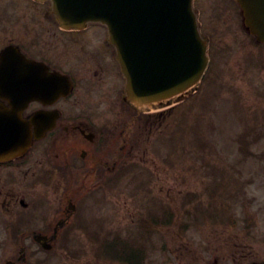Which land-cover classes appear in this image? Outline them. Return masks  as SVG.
Returning a JSON list of instances; mask_svg holds the SVG:
<instances>
[{
  "label": "flooded vegetation",
  "instance_id": "obj_1",
  "mask_svg": "<svg viewBox=\"0 0 264 264\" xmlns=\"http://www.w3.org/2000/svg\"><path fill=\"white\" fill-rule=\"evenodd\" d=\"M29 1L33 7H28ZM207 1L199 0V7H212L214 0L209 6ZM225 1L228 7H239L236 0ZM44 6L33 0H0V157L6 153L5 147L9 148L8 126L31 138V146L22 156L0 158V240L6 237L15 245L11 250L0 243V264L13 257L14 250L19 254L7 264H26L28 253L38 251L35 239L53 246L68 226L71 230L77 221H86V216L79 215L87 194L80 191L75 203L72 191L64 188L132 184L138 188V179H108V174L133 172L138 167L135 162L151 167L149 148L174 108L168 101L142 112L126 103L124 81L107 30L99 25L82 30L62 28L52 8ZM6 119L11 122L8 126ZM140 153L147 158L140 159ZM144 181L183 185L168 176ZM229 185L240 187L233 180ZM38 187L52 188V193L61 189L65 192L62 202L52 201ZM137 208L124 213L134 218ZM243 214L241 219L231 213L198 217L199 227L207 220L213 222L211 230L199 228L204 249H212L206 241L215 239L217 249L213 252L218 253L211 259L202 255L199 260L190 259L188 254L195 249L182 243L180 228L169 226L165 231L172 237L168 248L176 243L180 253L170 254V264L177 260L222 264L225 257L231 264H264L260 248L264 236L250 233L245 225L247 212ZM168 216L170 225L171 214Z\"/></svg>",
  "mask_w": 264,
  "mask_h": 264
},
{
  "label": "rangeland",
  "instance_id": "obj_2",
  "mask_svg": "<svg viewBox=\"0 0 264 264\" xmlns=\"http://www.w3.org/2000/svg\"><path fill=\"white\" fill-rule=\"evenodd\" d=\"M26 3L28 7H33L31 1ZM227 3L225 0H221V2L214 0L212 7H200L201 13L198 14L203 33H210L213 43L216 41L215 38L223 36L230 38L229 41H240L239 38H243L244 45L242 47L240 44L236 45L231 59L214 54L213 51L210 71L202 84L200 94H192L187 99L188 102L176 105L171 110V116L166 115L167 120L161 128L163 132L157 134L153 146L149 148V155L153 159L150 166H156L151 170L152 179H165L167 176L171 180L184 178L187 187L164 184L163 182L153 184V182L147 183L144 180L135 183L142 185L144 192L154 193L150 199L149 194L144 195L143 191L135 193V187L131 186L100 188L87 185L82 188L83 193L88 195L86 198H89L90 202L95 198L94 206L90 210V202H86L87 205L85 202H81L82 208H80L79 216H88L87 222L85 220L77 221L78 223L71 230L68 226V229L60 235L56 248L48 253L42 252L36 247L38 251L32 250L28 253V264H125L118 259H129L133 261V264H136L138 261L135 259L140 257L136 250L139 249L141 255L140 249L142 248H144L142 251H146V249L148 251L143 252V256L140 257L142 262L140 261L139 264H170L168 254L180 255L176 251V243L169 245V248L164 250V242L169 241L172 237L161 235L165 234L164 229L158 234L149 236L146 231L141 229V225L146 223V214L151 209L149 208L150 202L159 206H170V209L177 213L182 220L178 223L179 226L182 223V225L189 226L190 223V229L184 231L181 229L180 231L183 237L182 243L195 249L188 254L190 259L199 260V255H202L201 257L204 259H211L218 253L213 252L217 249L215 239L213 237L211 243L206 241V243L212 244V249H204L199 237V228L208 227L211 230L214 228L213 222L207 220L204 226L199 227V218L196 215L191 218L186 217L185 220L183 217L191 210L196 213L198 210L201 211L199 217L202 219L216 217L219 212L214 210L219 209V205H208L206 202L199 209V204L207 201V197L211 199L209 191V189L213 190L211 185L224 178L218 173L207 171L200 173L199 180H197L196 169L199 167L214 169L218 166L233 165L232 168L236 169L235 181L240 187L234 188L236 194L233 198L235 200L231 204L233 206L230 207L229 213L232 214V217L235 214L237 218L241 219L244 217L243 213L247 212L245 225L249 228L250 233L254 234L255 232L264 236V121L258 122L257 119L253 121L252 111L245 104L247 99V105L253 99H249L250 95L261 99L257 101L259 103L264 100V95L259 92L264 91V47L256 48L257 45H254L253 41L246 37L242 30L243 25L238 8L228 7ZM209 4L210 0L207 1L208 6ZM217 5L218 7H216ZM195 7L199 11V0L196 1ZM223 55L225 54L223 53ZM258 86L260 90H258ZM258 112L261 113V111ZM245 135L247 137L242 139L241 137ZM234 140L235 143H233ZM224 147L230 153L235 149L237 151H234V155L229 156L225 154ZM241 149H245V153ZM139 158L147 157L140 153ZM135 163L141 164V162ZM237 165H240V169ZM146 168L134 169V172H130V176H134V180L135 178L141 179L143 174L149 176L147 172H143ZM186 169L193 176L186 175ZM128 173V170L124 171L122 175L117 172L114 177L116 179L125 178ZM162 186H165L162 188L165 192L174 193L172 198H164L156 194ZM37 189L50 196L52 201L56 200L52 188L38 187ZM59 190L60 193L64 192ZM179 190L181 192H178ZM216 191L214 192L215 196L219 197L224 189L218 187ZM199 192L201 196H199ZM232 196H228L227 199H232ZM45 198L49 202L46 196ZM212 200L214 201V199ZM135 206L138 208L134 218L125 215L124 212L135 211ZM206 210L207 213H204ZM116 212L123 214L118 215ZM84 226L87 231L82 232L81 229ZM88 228L90 230L101 229L102 231L93 230L94 233L97 231L94 236L87 234ZM143 237H149V240L144 242ZM6 239L3 237L0 240L1 246L3 243L6 249L12 250L15 247L14 241L9 242ZM104 240H108L109 243L115 241L125 243L133 250L116 252L115 260L119 263L115 262L111 256L105 258L103 245L109 243ZM260 248L264 251V246H260ZM110 250L112 251V249ZM225 254L229 255V253ZM2 255L3 251L0 249V257ZM171 258L173 259V257ZM177 261L178 263L174 264H191L190 261ZM193 264L195 263L193 262ZM222 264H231V261L225 257Z\"/></svg>",
  "mask_w": 264,
  "mask_h": 264
},
{
  "label": "water",
  "instance_id": "obj_3",
  "mask_svg": "<svg viewBox=\"0 0 264 264\" xmlns=\"http://www.w3.org/2000/svg\"><path fill=\"white\" fill-rule=\"evenodd\" d=\"M63 22H102L119 49L128 100L137 106L197 84L208 59L193 0H51ZM245 24L264 42V0H238Z\"/></svg>",
  "mask_w": 264,
  "mask_h": 264
}]
</instances>
